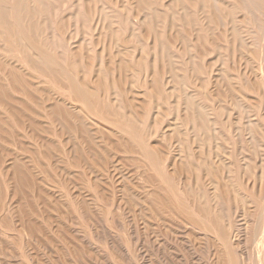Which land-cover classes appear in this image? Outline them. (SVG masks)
I'll use <instances>...</instances> for the list:
<instances>
[{
	"label": "rangeland",
	"instance_id": "374dc122",
	"mask_svg": "<svg viewBox=\"0 0 264 264\" xmlns=\"http://www.w3.org/2000/svg\"><path fill=\"white\" fill-rule=\"evenodd\" d=\"M6 1L7 4H10L13 0ZM78 1L79 0H43V2H41L42 4H36L32 3L33 0H29V6H31V9L34 8L32 9L34 12L33 21L38 24V31H40L41 40H47L46 42L50 44V48L57 60V65L62 68L70 66L69 62L72 52H75L76 50L77 52H80L83 56L82 62L84 69L83 73L82 70L77 71L74 76L80 80L85 79L88 86H92L95 82V78H97V76L94 77L96 72L95 69L100 68L101 66L108 67V64H112V59L108 58L110 57L108 54L109 52L111 53V58H113V60L115 59V65L120 62V60L119 62L116 61L121 55V49H123L124 53H126L125 56L122 52V56L132 62L130 65L140 62L137 66L138 73L136 78L131 77L130 80H132V82H129L128 80L125 84V91H123L124 89L122 90L124 94L120 93V86L116 87L111 85L112 80L119 79V72H117V70L112 71L109 66L108 68L111 70L110 72H112L110 75L109 70H107V81L110 87V92L108 95H105L104 92H100L98 96L102 100L107 98L113 104H117V106L120 104V108L118 107L119 110H122L125 106L126 102L124 99L134 100L135 97L137 98L134 100V103L136 105H140L141 110H143L142 112L137 111L140 112L137 113L139 133L144 135L143 140L145 139V145H148V147H151L155 151L157 161L155 160L156 162L153 163V165L148 164L137 153L133 155L128 153L124 154V152L115 149L114 140L111 141L106 134L107 131L111 132L112 128L98 122L93 119L92 116L81 111L79 112L75 110L76 112L81 113V115H84L82 116L84 126L76 121L68 123L69 125H65L63 121L58 119H53L50 123H47L42 116H40L41 118L35 120L34 124L37 125L35 126L32 124L30 117L37 114L36 109L30 107V109L22 111L21 106L16 102L20 101L22 104H25L29 101L23 98V93L18 88L5 85V89L8 92L5 99L8 100L11 98V100L9 102H2L0 97V101L3 105V109L0 110V264H220V262H218L219 253H216L217 251L219 252V250L217 249L216 252L214 250L216 249L217 244H215L214 239L210 240L213 236L211 237L209 233L199 231L198 228L196 229L186 226L184 217H181L182 215H179L181 219H178V216H176V219H173L170 214H168L169 212H166L167 209L162 211L157 208V197L165 198L164 195L159 196L161 193L164 194V183L158 174L159 172L162 177H169L173 185L175 184V189L179 190V192H181L180 189L184 188V186H182L183 184L187 187V184H185V182H187L189 183V187L191 186V189L200 193H202L201 190H203L209 199L212 198L210 195H213L212 192L217 186H219V192L223 193L224 190L221 187L225 184V189L227 188L229 192H231L230 202H228V197H225L224 194H222L220 200V211L225 224L229 223L231 226V245L237 254L239 264H245L247 261L249 262H247L248 264H264V247H262L264 244H262L260 249L261 251L259 250V253L257 254L256 250L252 246L253 243L251 242L252 238L250 236L253 228L251 226H254L255 224L259 227V229H261V225L264 222V212H262L264 211V192L262 191V194L260 193L262 181L264 179V103L263 105H260L257 95L251 92L247 95L242 91L246 96L243 95L242 92V94L237 93L236 99L237 101L238 99L240 100L239 103L237 101L234 103L231 95H228L229 92L227 82L223 80L221 76L222 73L220 72L233 68H235L239 74L243 71L242 64L239 65L238 62V59L242 58L241 56L243 53H235L233 51V48L231 47L232 44H230L228 37L229 25L217 28L218 30H216V28L212 29L209 22L207 23V20L202 19L198 15V9L191 5L188 9L191 18L188 25L185 27L183 21H179L178 19L179 15L181 16L182 11L179 10L178 12V9L175 8L170 12L171 9L165 5L167 3L169 4L171 0H146L150 6L149 13H151V15L148 13V18L144 17V13L136 16V7L131 5L132 2V4H135V0H93L91 5H93L92 8L94 7V15L92 11L89 18L85 15L84 10H81V13L84 14L82 15L86 18L85 20H88L86 23V21L83 20L84 18L82 15H80V10L77 9V6H79L77 4H80V1ZM114 2H116V4H114ZM120 2L123 3L120 4ZM97 14H101L99 23H96ZM247 15L250 17L251 21L244 27L239 22L241 21L242 15L236 13L234 15L236 20L235 26H238L236 28L239 30L241 42L243 41V44L249 43L248 45L252 46L255 51H258L257 53H259L261 48L262 50L264 49V42L256 40V30L258 29L255 26V20L257 21V19L253 15ZM126 17H129V20L131 19V22L133 21L132 23H135L133 25L134 27H132V25L131 27L133 29V33L135 32L134 35L137 34L136 38L137 36L139 38L138 41L133 35L131 43L127 45H125L119 38L125 31ZM141 17H144L143 20L140 19ZM236 17H238V19H236ZM150 18L153 22L156 21V32L160 35L159 42L161 41L163 46L165 45V49L168 50L167 52L171 56H176L172 58L176 61L175 63L183 75V80L179 85V90H175V94L179 93V91L183 94L189 93L188 95L192 96L194 101H196L200 112L204 115L207 123L209 124L211 142L209 144H204V146L199 145V150L202 153L198 151V145L192 143V139L195 138V136L191 132L190 126H183L179 123V118L184 113L180 111L179 114H176V110L167 109L166 103L158 100L155 95L149 94L148 92L151 85L149 79L151 68L145 67L143 62L141 63V60L143 61L141 58L143 57L144 60L150 62V64L148 62L147 63L151 65V67L154 66V62L152 63V60L154 59L157 61L159 59L158 51L146 50V47L149 44L151 45L153 40V35L148 32L151 31L149 28L150 22L148 21ZM66 21L68 24H66ZM142 21L147 26H145ZM191 21H193V25ZM171 22L180 24V26H177V32L179 33L180 31L181 34H183L180 36L185 38L184 40L187 42H184L183 48V45L181 46L179 43H175L174 45L172 44V46L171 43L167 44L165 42V38L169 39V36L167 35L176 34V31L174 32L168 30ZM106 23L107 25H105ZM205 23L208 24V28L207 25L205 26ZM158 25H161V28ZM106 26L108 27L106 28ZM144 26L148 27L149 30H147V28L145 29ZM192 26L195 27V29ZM113 27L115 31L112 29ZM186 28L189 29L190 32H188L191 34L185 31ZM108 29L119 34V37H116L117 41L110 39V42H107L109 41V36L106 34V31H109ZM193 29L195 34L198 31L196 38L194 37L195 35ZM210 29L212 30L211 34L215 37V40H213L214 38L210 35V31H208ZM98 30L104 32V34ZM156 32L155 35L158 37ZM188 34L191 36L189 37ZM198 36L203 38V42L205 43H200L202 39L200 40ZM242 36L244 38H242ZM193 39L197 40L195 41ZM244 39L247 41H244ZM216 41L220 42L219 44H221V46H218ZM213 42L216 45H214ZM109 43L110 45H107ZM116 44H118L119 50ZM212 44L217 46L219 49L217 50ZM187 45H191L189 46V51ZM204 45H206V47ZM128 47L133 52H131ZM107 48H109V51ZM206 48H208V50ZM231 48L232 50L230 51ZM126 49L127 51H125ZM182 49L186 52H183ZM198 51L200 54H204L200 55ZM201 51L204 52L202 53ZM114 54H116V57ZM184 54L185 57L183 58ZM86 55H88V57ZM261 58V64L264 69V57L261 56ZM181 59H183L182 61L184 63H181ZM86 60L88 61V64ZM109 60L111 61L108 63ZM98 61L100 63H98ZM159 62L160 61H157L155 65L157 67L156 69L161 71V68H159L161 67L159 66ZM182 64L185 67L181 66ZM191 64L195 67V70H198V78H195V74L190 72L192 71ZM197 65L201 69L198 68ZM21 66L24 70L26 69L29 74L36 77L35 79L38 80V82H41L40 80L42 78L43 82L41 84L51 88V84L47 81V79L39 77L36 73L28 70L24 65ZM220 66L221 68H219ZM210 67L211 69H209ZM203 69H205V71H203ZM218 70H220V72ZM82 74L85 76L83 79L81 78L83 77ZM96 74L98 75L99 71L96 72ZM249 75L251 76L252 74ZM261 75L263 77L264 72L261 73ZM111 77L113 78L111 79ZM253 78L254 77L252 75L251 80ZM92 79H94V82L91 81ZM189 79L193 82H191V80L189 81ZM199 79H203V82L201 81V83H199L197 81ZM166 81L168 80L164 75L159 76L158 84H160L167 91L170 89L168 88ZM220 82L221 85L219 84ZM129 83L131 84L129 85ZM243 84L245 85L244 81H240L238 83L235 82L234 86L238 89L239 87H243ZM40 86L43 87V85ZM182 87L184 89H182ZM192 88L196 90V92ZM218 88H221L222 92ZM54 89L55 88L52 87L50 90L51 92L53 91L52 94L61 96V92L58 89ZM113 90L114 93L116 92L115 95H113ZM132 90L134 93L130 94L132 93ZM136 91L138 94H135ZM218 91L220 92V95L216 96L217 93L219 94ZM204 92L206 93L204 94ZM141 94L142 96H140ZM223 94H225L226 97H222ZM124 95L127 97L125 98ZM217 97H219L220 100H218ZM253 97L254 99L252 100ZM141 98H143V102L140 101ZM222 98H226L227 100H222ZM147 99L150 100L147 101ZM174 99L176 100L174 101ZM208 100H211V102ZM255 100L259 102V105L257 104L256 106ZM168 101L176 102L177 98L174 96ZM218 101L222 102L223 105L219 106L220 103ZM229 101L230 103H228ZM145 102L146 106L149 105L148 108H144ZM172 102H169L168 104L173 106L174 102ZM232 103L237 106L232 105ZM161 106H163L166 110L164 109L165 111H163ZM201 106L204 107V109L201 108ZM220 107L222 108L220 109ZM11 109H14L15 112L19 114V122L17 121L16 116L11 118V116L8 115ZM222 111L223 113H221ZM237 113L239 114L238 116ZM246 113L250 116L249 118ZM226 114L229 118L226 117ZM157 115L160 117V120ZM206 115L212 120L209 121ZM237 117L239 119H237ZM226 119L230 121L228 122ZM251 120H253L254 125L251 123ZM173 124L174 126H172ZM213 124H215V129L213 128ZM166 125H168V127L169 125L172 126L174 130L181 128V133L184 132L185 137H187L188 150L186 149V152L190 151L191 154L196 156L195 161L190 159L188 155L186 157L189 171H191V178H188L190 177L187 175L189 173H186L189 172L188 170L182 171V173L181 170L178 169L180 168V162L182 163L184 160L177 157L178 150L181 149V146H179L180 143H177L178 141L176 142L178 139H174L175 141L167 140L170 137L168 132H170L171 135L174 132H172L171 127V129H169ZM257 125H260L263 129H260ZM96 128H98L97 131H95ZM254 128L258 129L261 134H258V130ZM163 129L164 131H162ZM149 130L150 132H148ZM250 131L252 133H250ZM111 133L118 134V132L115 133L114 130ZM159 134L160 137H163L161 139H164L163 141H165L166 144L163 143V141L159 143L161 140L160 137H158ZM166 134L169 137L166 138ZM251 134L252 136H250ZM116 136H119V134ZM4 137H12L13 139L10 138L11 140H9V138H6L4 140ZM14 137L16 138L14 139ZM167 143H170V147L169 145L167 146L168 150L165 148ZM162 144L164 145L162 146ZM220 144L222 145L220 146L221 148L219 147ZM206 145L208 146L206 147ZM215 145H217L216 148H214ZM178 146L180 148H178ZM156 148L160 151L161 156ZM206 148L210 150L208 153ZM214 149H216V154L218 152L219 155H215ZM162 151L165 152L162 153ZM201 154H203L202 156H204V160H202L203 158L199 159L197 157L198 155L201 156ZM134 156L138 159L136 162H134L136 160L133 158ZM162 156H165L163 160H161L163 158ZM215 156L218 157L216 158ZM213 158H215V161L217 162H215ZM14 159L18 160L14 162ZM131 159H133V161ZM141 159L145 162V164L141 161ZM209 159L211 162H208ZM189 160L192 163L195 162V164L193 163V166H201L200 174L193 170L195 167L190 164ZM218 160L222 162L219 163ZM163 161H165V163ZM203 161L205 165L202 164ZM14 163H16V165H14ZM17 163L19 166L21 165L23 169L21 174H18L15 171V166H18ZM146 164L149 165V168H147L148 165L146 166ZM220 164H222L221 167L223 166L224 171H222V168L220 169ZM211 165L216 168L218 177H220L217 179L218 185L216 187H214L216 184L213 185L210 178L207 179L208 172L215 171V168ZM157 166L159 168H157ZM203 166H206L205 168L207 170L204 169ZM152 167L154 168L152 169ZM149 169H151V171ZM179 171L182 174H180ZM260 172L262 175H260ZM205 173L207 175H204ZM194 174H196L195 176H198L195 178ZM151 175L155 177L152 178ZM259 175L261 176L260 180ZM194 178L197 181L194 180ZM159 179L161 180L159 181ZM183 179H186L187 181L185 180L184 182ZM227 179L230 180L228 181ZM194 182L197 184H194ZM221 183L223 184L221 185ZM157 186H161L162 189L160 188L161 190L159 189L158 191ZM197 186H199L201 190ZM154 189L157 191V194H159H156L157 197L155 196ZM209 189L211 191H209ZM257 191H259V193ZM258 196L259 199L257 198ZM152 197L154 201L152 200ZM240 199H243V203L241 201L240 203H237V200L239 201ZM241 203L244 205H241ZM247 205L249 206L248 208ZM243 216H245L251 226L248 230H245L246 233L244 230L239 233L238 230L235 229L239 224V222L236 221H240ZM182 221H184V223ZM244 235L248 238H244ZM240 240L245 241L246 243L242 241V243H239ZM245 244L246 246L244 247ZM244 248H247L248 250H245ZM246 255L249 256L247 257ZM258 255L260 257H257ZM241 259L243 262H241Z\"/></svg>",
	"mask_w": 264,
	"mask_h": 264
},
{
	"label": "bare ground",
	"instance_id": "6f19581e",
	"mask_svg": "<svg viewBox=\"0 0 264 264\" xmlns=\"http://www.w3.org/2000/svg\"><path fill=\"white\" fill-rule=\"evenodd\" d=\"M80 1V4L78 3L77 5V9L80 10V15H82L83 13H81V10H84L85 12V15L87 17L90 18V14L92 13V11L94 10L92 8L93 5H91V3H93V0H79ZM78 1V2H79ZM116 1V0H115ZM122 1V0H121ZM133 1V0H132ZM161 1V0H159ZM170 1V0H169ZM41 2H43V0H33L32 3H36V4H42ZM29 0H13L10 4H7V1L6 0H0V97L2 99V102H9L11 100V98H9L8 100H6V96L8 94V92L6 91L5 89V85H9V86H12V87H16L18 88L22 93H23V98H25L26 100H28L29 102L28 103H25V104H22L20 101H17L16 103H18L20 106H21V109L22 111L24 110H28L30 109V107H33L36 109V112L37 114L30 117V120H32V124H34L35 120H37L38 118H41L40 116H42V118L45 120V122L47 123H50L53 119H58L60 121H63L64 124H68L70 122H78V123H81L83 125V117L84 115H81V113H78L76 111H81L85 114H88L90 116L93 117V119L97 120L98 122L112 128V131L114 130L115 133L118 132L119 136H116L118 134H114V133H110L107 131L106 134L108 136V138L111 139V141L114 140V147L115 149L121 151V152H124L125 153H128L130 155H133L135 153H137L144 161H146L148 164H152L155 163L157 161L156 159V153L155 151L151 148V147H148V145H145V142L143 140V136L144 135H141L139 133V129H138V116H137V113H140V112H137V111H143L141 110V106L140 105H136L134 103V100H136L137 98L135 97L134 100H128V99H124L125 100V106L122 108V110H119L118 107L120 106V104L117 106V104H113L110 100H108L107 98L105 99H100L98 94L100 92H104L105 95H108L109 92H110V87L108 85V71L109 68H111V70H117V72H119V79H115V80H112L111 82V85H114L116 87L120 86V93L124 94L123 91H125V84L126 82L129 80V82H132V80H130V78H136V75L138 73V70H137V66L140 64V62H138L137 64H133V65H130L132 62L130 60H128L127 58L125 59V57L122 56V54L124 53V50L121 49V55L119 56L118 60L116 62H120L115 65L114 64V61L115 59L113 60V58H111L112 56L110 55L111 53L109 51V48L107 53L109 54L110 59H112V64H108V67L106 66H101L100 68H97L95 69L96 72L99 71V74L97 75L96 72L94 74V77L97 76V78H95V82H94V79H92L91 81H93V85L92 86H88L87 84V81L85 79H83L85 76H82L81 77L83 80H80L78 79L76 76H74L76 74L77 71H81L82 70V73H83V69H84V65H83V56L81 55L80 52H77V50L75 52H72L71 53V59H70V66L67 67V68H62L60 66L57 65V60L54 56V53L52 51V49L50 48V44L48 42H46L47 40L43 41L41 40V37H40V31H38V24H36L34 21H33V18H34V12L32 9H31V6H29ZM104 3V1H103ZM123 3V2H120V4ZM133 3V2H132ZM131 5H134L136 8V16L138 15H141L142 13L145 14V18H148V15L151 13H149V4L147 3L146 0H135L134 3L136 4H132ZM167 3V2H165ZM114 4H116V2H114ZM105 5V4H104ZM170 10V12L173 10V9H178V12L179 10L182 11L181 13V16L179 15V21H183L184 23V26L186 27L190 21V13H189V8L190 6H195L197 9H198V15L204 19V20H207V23L209 22V25L212 27V29H215L218 30L217 28H222V26H225V25H229V41H230V44L231 47L233 48V51L236 53V52H240L241 54L243 53V55L241 56L242 60L241 59H238L239 61V65L242 64V67H243V71L239 74V72H237V70L235 68L233 69H228V70H225L223 72H220V70H218L220 73H222V78L223 80H225L227 82V85H228V94L229 96L231 95L232 99L234 100L233 102L235 103V101H237V93H241L242 91L245 92L247 95L248 93H254L257 95V97L259 98V102H260V105H263L264 103V76L262 77L261 73L264 72V69H263V66L261 64V61H262V57H264V49L260 50L259 53H257L258 51H255V49L248 45H245L241 42V37L240 34H239V30L236 28L238 26H235L236 24V20L234 18V15L236 13H239L240 15H242L241 17V21L240 24L242 26L245 27L246 24H248L251 19L250 17H248L247 14L249 15H253L254 17H256L257 21L255 20V26L257 27L258 30H256V40L257 41H261V42H264V19H263V16H264V3H263V0H171L169 2V4H165ZM154 10V9H152ZM159 10V9H157ZM100 11V10H99ZM130 11V10H129ZM132 11V10H131ZM114 12V11H113ZM115 12L117 13V11L115 10ZM160 12V11H159ZM195 12V11H194ZM193 12V13H194ZM79 13V12H78ZM100 13V12H98ZM149 13V14H148ZM102 14V13H101ZM101 14H97V21L96 23H99L100 21V15ZM167 14V13H166ZM36 15V14H35ZM78 15V14H77ZM76 15V16H77ZM84 15V14H83ZM82 15V17L84 18L83 20L86 21L85 17ZM93 15H94V11H93ZM135 15V14H134ZM79 16V15H78ZM198 16V17H199ZM123 17V16H122ZM131 17V16H130ZM144 17H141L140 19L143 20ZM153 17V16H152ZM239 17V16H238ZM238 17H236V19H238ZM77 18V17H76ZM155 18V17H154ZM240 18V17H239ZM103 19V18H102ZM101 19V20H102ZM163 19V18H162ZM171 19H172V16H171ZM202 19H199V20H202ZM253 19V18H252ZM67 20V19H65ZM82 20V21H83ZM135 20V18H134ZM156 20V19H155ZM203 20V21H204ZM88 21V20H87ZM86 21V23H87ZM111 21V20H109ZM130 21V23H129ZM150 23H149V28L151 29V31H148L151 35H153V40L151 42V45L149 44L147 47H146V50H153V51H158L159 52V59L157 57V61H160L159 62V68H161V71H158L156 68V62L153 58L152 60V63L154 62V66L152 64L153 67H151L150 62H148L147 60H144V58L142 57L141 59H143V61L141 60V63L143 62V65L147 68H151V74H150V89H149V94H153L155 95V97H157L158 100L160 101H163V103H166V108L167 109H174L176 110V114L180 111H182L184 114L182 116H180V122L181 125H187V126H190V130L191 132L193 133V135L195 136V138L192 139V143L194 144H197L195 146H197V149L199 152H201L199 149V145L200 146H204V144H209L211 142V135L209 134V124L207 123V120L206 118L204 117V115L200 112V109L196 103V101H194L193 97L188 95V94H183V93H177L175 94V90H179V85L180 83L182 82L183 80V75L180 71V69L178 68V66L176 65V61L173 60L172 57L174 56H171L165 49V45L163 46V43H161V41L159 42V39H160V35H158V33L156 32L157 30V24L155 23L156 21H152L151 18L148 20ZM164 21V20H163ZM171 21V20H170ZM169 21V22H170ZM202 21V22H203ZM114 22V21H113ZM133 22V21H132ZM131 22V19L129 20V17H126V20H125V31L123 32L122 36L119 37V34L117 32H114V27L112 28L114 31L108 29L109 31H106L107 35L110 37H108L109 41L107 42H110V39L111 40H116V37H119L125 45L131 43L132 41V38H133V35L135 34V32L133 33V29L132 27H134L133 25L135 23H132ZM132 23V24H131ZM142 23L144 24V22L142 21ZM186 23V24H185ZM192 25L194 24L193 21H191ZM205 23V26L207 25V28L209 27L208 24ZM254 23V22H253ZM66 24H68V22L66 21ZM156 24V25H155ZM96 25V24H95ZM107 25V23L105 24ZM111 25V24H110ZM132 25V27H131ZM145 25V24H144ZM182 25V24H181ZM88 26V24H87ZM120 26V25H119ZM137 26V25H135ZM147 26V25H145ZM144 26V27H145ZM159 26V25H158ZM161 26V25H160ZM159 26V27H160ZM177 26H180V24H176L174 22H171V24L169 25V28L168 30L170 31H176V34H170V35H167L169 36L167 38H165V42L167 44L171 43V45L173 44H181L182 48L184 47V42H186V40H184L185 38H182L180 35H183L181 34V32L179 31V33L177 32L178 28ZM101 27V25H100ZM108 26H106L107 28ZM193 27V26H192ZM210 27V28H211ZM255 27V28H256ZM118 28V27H116ZM148 27H145V29ZM161 28V27H160ZM195 29V27H193ZM247 28V27H246ZM101 29V28H100ZM137 29V28H136ZM193 29V32H194V37L196 38V35L198 34V31L197 33L195 34V31ZM251 29V28H250ZM124 30V29H123ZM139 30V29H137ZM180 30V29H179ZM200 30V29H199ZM224 30V28H223ZM99 32H101L100 30H98ZM146 31V30H145ZM182 31V30H181ZM187 33H189V29L186 28L185 30ZM189 31V32H188ZM210 31V35L212 36V30H208ZM155 32L157 33L158 37H156L155 35ZM160 32V30H159ZM225 32V30H224ZM253 32V31H252ZM76 33V32H75ZM104 34V32H101ZM146 33V32H145ZM168 33V31H167ZM223 33V32H222ZM246 33V32H245ZM148 34V33H147ZM191 34V33H189ZM188 34V36H189ZM224 34V33H223ZM91 35V34H90ZM99 35V34H98ZM137 35V34H136ZM136 35H134V37L136 38ZM216 35V34H215ZM251 35V34H249ZM96 36V35H95ZM148 36V35H147ZM191 36V35H190ZM189 36V37H190ZM219 36V35H217ZM252 36V35H251ZM70 37V36H69ZM162 37V36H161ZM199 37V36H198ZM213 37V36H212ZM211 37V38H212ZM225 37V36H224ZM97 38V37H96ZM103 38V37H101ZM118 38V39H119ZM215 40V37H213ZM220 38V37H219ZM242 38H244L242 36ZM70 39V38H69ZM138 41H139V38L137 36L136 38ZM199 39L201 40L200 43H205L203 42V38H200ZM207 39V37H206ZM248 39V38H247ZM90 40V39H89ZM103 40V39H102ZM101 40V41H102ZM149 40V39H147ZM195 40V39H193ZM197 40V39H196ZM195 40V41H196ZM219 40V39H218ZM224 40V39H222ZM141 41V40H140ZM194 41V42H195ZM225 41V40H224ZM244 41H247L244 39ZM95 42V41H94ZM114 42V41H113ZM217 42V41H216ZM58 43V42H57ZM98 43V42H97ZM187 43V42H186ZM197 43V42H196ZM220 42H217V45L221 46V44H219ZM147 44V43H146ZM178 44V45H179ZM198 44V43H197ZM196 44V45H197ZM214 45H216L214 42H213ZM212 44V45H213ZM252 44V43H251ZM258 44V43H257ZM80 45V44H79ZM107 45H110L107 44ZM118 46V44H116ZM143 45V44H142ZM172 45V46H173ZM213 45V46H214ZM245 45V47L243 48V46ZM141 46V45H140ZM144 46V45H143ZM191 46V45H189ZM189 46L187 45L188 47V51H189ZM199 46V45H197ZM206 47V45H204ZM208 46V45H207ZM223 46V45H222ZM248 46V47H247ZM79 47V46H78ZM110 47V46H108ZM200 47V46H199ZM198 47V49H199ZM216 47V49L218 50L219 48H217V46H214ZM261 47V46H260ZM86 48V47H85ZM113 48H114V44H113ZM129 48V47H128ZM127 48V49H128ZM142 48V46H141ZM204 48V47H203ZM209 48V47H208ZM208 48H206L208 50ZM224 48V47H223ZM232 48L230 49V51L232 50ZM117 49V48H116ZM127 49L125 51H127ZM130 49V48H129ZM211 49V48H210ZM118 50H119V46H118ZM131 50V49H130ZM166 50V51H165ZM201 50V49H200ZM199 50V51H200ZM65 51V50H64ZM183 52H186L185 50L182 49ZM198 51V53L200 54V52ZM101 52V51H100ZM119 52V51H117ZM115 52V53H117ZM123 52V53H122ZM131 52H133L131 50ZM130 52V53H131ZM141 52V51H140ZM182 52V53H183ZM202 52V51H201ZM204 52V51H203ZM202 52V53H203ZM88 53V52H87ZM151 53V52H150ZM120 54V53H118ZM204 54V53H203ZM203 54H200V55H203ZM232 54V53H231ZM100 55V54H99ZM123 55L126 56V53H124ZM150 55V54H149ZM158 55V53H157ZM191 55V54H190ZM88 57V55H86ZM108 56V55H107ZM106 56V58H107ZM114 56L116 57V54H114ZM192 56V55H191ZM190 56V58H191ZM233 56V55H231ZM57 57V56H56ZM85 57V58H87ZM99 57V56H98ZM132 57V55H131ZM130 57V58H131ZM150 57V56H149ZM176 57V56H175ZM185 57V54L183 56V58ZM217 57V55H216ZM220 57V56H219ZM225 57V56H224ZM228 57V56H226ZM107 58V59H108ZM215 58V57H214ZM233 58V57H232ZM92 59V58H91ZM264 59V58H263ZM183 59H181V63L183 62L182 61ZM186 60V59H185ZM87 61V60H86ZM100 61V59H99ZM98 61V63H100ZM111 60L108 61V63L110 62ZM192 61V59H191ZM149 64H148V63ZM178 62V61H177ZM212 62V60H211ZM216 62V60H215ZM233 62V61H231ZM80 63V64H79ZM179 63V62H178ZM184 63V62H183ZM187 63H188V60H187ZM192 63V62H190ZM208 63V62H207ZM87 64H88V61H87ZM90 64V62H89ZM105 64V63H104ZM212 64V63H211ZM222 64V63H221ZM220 64V65H221ZM21 65H24L28 70L32 71L33 73H36L39 77H43L45 79H47V81L51 84V88H49V86H46L44 84H41L43 81H42V78H41V82H38V80H36L34 76H32L31 74H29L26 69L24 70L22 68ZM100 65V64H99ZM98 65V67H99ZM200 65V64H198ZM197 65V66H198ZM181 66H184L183 64ZM210 66V64H209ZM231 66V65H230ZM185 67V66H184ZM191 67H192V73L195 74V78H198V70L196 69L195 70V67H193V65L191 64ZM232 67V66H231ZM89 68V66H88ZM198 68H200L198 66ZM221 68V66L219 67ZM188 69V68H187ZM201 69V68H200ZM211 69V67L209 68ZM111 70H109V73L110 75L112 74V72H110ZM184 70V69H183ZM217 70V69H216ZM215 70V71H216ZM224 70V68H223ZM203 71H205V69H203ZM217 71V72H218ZM222 71V70H221ZM238 71H239V68H238ZM114 73V72H113ZM200 73V72H199ZM214 73V72H213ZM216 73V72H215ZM126 74V75H125ZM190 74V73H189ZM249 74H252L253 75V79L251 80V76ZM161 75H164L168 81H166L167 83V86L170 90H165L160 84H158V78L159 76ZM203 75V74H202ZM217 75V73H216ZM192 76V75H191ZM190 76V78H191ZM204 76V75H203ZM215 76V75H214ZM219 76V75H218ZM205 77V76H204ZM203 77V78H204ZM207 77V76H206ZM216 77V76H215ZM261 77V78H259ZM113 77H111L112 79ZM117 78V77H116ZM140 78V77H139ZM144 78V76H143ZM218 78V77H217ZM110 79V80H111ZM164 79V78H163ZM162 79V80H163ZM144 80V79H143ZM191 79H189L190 81ZM213 80V79H211ZM220 80V79H219ZM199 83H201V81L203 82V79L202 80H197ZM224 81V82H225ZM240 81H244L245 85L243 84V87H239L238 89L234 86V83L235 82H240ZM144 82V81H143ZM191 82H193L191 80ZM190 82V83H191ZM40 83V84H39ZM184 83V81H183ZM214 83V82H213ZM217 83V82H216ZM223 83V82H222ZM131 83H129L130 85ZM165 84V85H166ZM193 84V83H191ZM221 85V82L219 83ZM226 84V83H225ZM224 84V85H225ZM40 85H43L40 86ZM48 85V84H47ZM163 85V84H162ZM194 85V84H193ZM216 85V84H215ZM218 85V86H220ZM226 85V86H227ZM195 86V85H194ZM238 86V85H237ZM52 87H54L55 89H58L61 93V96L60 95H55V94H52L53 91L51 92L50 90L52 89ZM187 87V86H186ZM200 87V86H199ZM204 87V86H203ZM214 87V85H213ZM217 87V85H216ZM166 88V89H168ZM188 88V87H187ZM49 89V90H48ZM54 89V90H55ZM124 89V90H123ZM182 89H184L182 87ZM193 89V88H192ZM206 89V88H205ZM220 89L221 91V88H218ZM118 90V89H117ZM123 90V91H122ZM194 90V89H193ZM200 90V89H199ZM204 90V88H203ZM212 90V89H211ZM49 91V93H48ZM144 91V90H143ZM196 92V90H194ZM198 91V90H197ZM210 91V89H209ZM213 91V90H212ZM226 91V90H225ZM183 92V91H182ZM191 92V91H189ZM200 92V91H199ZM211 92V91H210ZM209 92V93H210ZM219 92V91H218ZM222 92V91H221ZM227 92V91H226ZM242 92V93H243ZM51 93V94H50ZM116 93V92H115ZM114 93V90H113V95H115ZM119 93V94H120ZM134 91L132 90V93L130 94H133ZM141 93V92H140ZM139 93V94H140ZM206 92H204L205 94ZM217 93V92H216ZM224 93V91H223ZM241 93V94H242ZM129 94V93H128ZM135 94H138V92L136 91ZM143 94V93H142ZM142 94L140 96H142ZM191 94V93H190ZM197 94V93H196ZM103 95V94H102ZM121 95V94H120ZM144 95V94H143ZM201 95V94H199ZM220 95V92L219 94L217 93L216 96H219ZM243 95H245L243 93ZM125 98L127 97L126 95H124ZM133 96H136V95H133ZM145 96V95H144ZM176 96L177 98V101L174 102L176 99H174V105H169L168 103L169 102H172V101H168L169 99H171L172 97ZM214 96V95H213ZM226 97L225 94L222 95V97ZM228 96V97H229ZM246 96V95H245ZM244 96V97H245ZM209 97V96H208ZM103 98V97H102ZM146 98V97H145ZM200 98V97H199ZM218 100H220L219 97H217ZM240 98V97H239ZM143 98H141V102H143L142 100ZM202 99V98H201ZM200 99V100H201ZM209 99V98H208ZM227 100L226 98H222V100ZM241 99V98H240ZM254 99V97L252 98V100ZM113 100V99H112ZM150 100V99H147V101ZM212 100V99H211ZM211 100H208L211 102ZM118 101V100H117ZM138 101V100H137ZM136 101V102H137ZM145 101V100H144ZM152 101V100H151ZM157 101V100H156ZM215 101V100H214ZM239 99H238V103H239ZM256 101V100H255ZM139 102V103H141ZM172 102V103H173ZM220 103L219 106L223 105L222 102L218 101ZM232 102V101H231ZM256 101V106L257 104L259 103ZM118 103V102H117ZM213 103V102H212ZM225 103V102H224ZM230 103V101L228 102ZM232 103V105H236ZM142 104V103H141ZM201 104V103H200ZM246 104V103H245ZM10 105V103H9ZM136 105V106H135ZM259 105V104H258ZM149 106V105H148ZM148 106H146V102H145V107L144 108H148ZM157 106H158V103H157ZM156 106V108H157ZM204 106V105H203ZM231 106V105H230ZM229 106V107H230ZM237 106V105H236ZM241 106V105H240ZM255 106V105H254ZM255 106V107H256ZM247 107V106H246ZM120 108V107H119ZM163 108V106H161V109ZM201 108L204 109V107L201 106ZM215 108V106H214ZM222 107H220L221 109ZM244 108V107H243ZM249 108V107H247ZM3 109V105L0 101V110ZM165 108H163L162 110H164ZM206 109V108H205ZM229 109V108H228ZM227 109V110H228ZM245 109V108H244ZM76 110V111H75ZM153 110V109H152ZM246 110V109H245ZM229 111V110H228ZM250 111V110H249ZM214 112V111H213ZM146 113V112H145ZM157 113V112H156ZM165 113V112H164ZM174 113V112H173ZM206 113V111H205ZM223 113V111L221 112ZM243 113V112H242ZM144 114V113H142ZM141 114V116H142ZM161 114V113H160ZM229 114V113H227ZM226 114V117L229 118ZM8 115L11 116V118L15 117L16 116V119L17 121L20 120L19 118V114H17L15 112L14 109H11V111L8 113ZM145 115V114H144ZM162 115V114H161ZM181 115V114H180ZM208 115V114H207ZM206 115V116H207ZM239 114L237 113V116ZM247 115V113H246ZM9 116V117H10ZM87 116V115H86ZM154 116V115H153ZM255 116V115H253ZM261 116V115H260ZM158 117V115H157ZM246 117V116H245ZM244 117V118H245ZM247 117L249 118L250 116L247 115ZM10 118V120H11ZM154 118V117H153ZM159 120H160V117H158ZM176 118V117H175ZM208 120H212V119H209V117L207 116ZM231 118V117H230ZM241 118V117H240ZM243 118V119H244ZM247 118V119H248ZM90 119V118H89ZM143 119V118H142ZM162 119V118H161ZM174 119V118H172ZM237 119H239L237 117ZM246 119V118H245ZM176 120V119H174ZM218 120V119H217ZM249 120V119H248ZM87 121V120H86ZM84 121V122H86ZM93 121V120H92ZM173 121V120H172ZM179 121V120H178ZM226 121H228L226 119ZM230 121V120H229ZM228 121V122H229ZM252 124L254 125L253 123V120H251ZM19 122V121H18ZM31 122V121H29ZM66 122V123H65ZM153 122H154V119H153ZM169 122V121H168ZM167 122V123H168ZM215 122V121H213ZM212 122V123H213ZM219 122V121H218ZM238 122V121H236ZM250 122V121H249ZM248 122V123H249ZM256 122V121H255ZM88 123V122H87ZM161 123V121H160ZM245 123V122H244ZM257 123V122H256ZM23 124V122H22ZM85 124V123H84ZM89 124H90V121H89ZM92 124V123H91ZM154 124V123H153ZM170 124V123H168ZM177 124V123H176ZM235 124V123H234ZM251 124V125H252ZM35 126H37L36 124H34ZM69 125V124H68ZM86 125V124H85ZM98 125V124H97ZM171 125V124H170ZM168 127V125H166L169 129L172 130V135L170 132H168V136L166 134V138L169 137V141L171 140H176L177 143H180L179 146H181V151L178 150V154H177V157H180L182 159H184L182 161V163L180 162L179 166L182 171H189V168H188V165H187V155L190 159H192L193 161H195V155L194 154H191L190 151L186 152V149L188 147L187 145V137H185V134L184 132L181 133L180 129H175L172 127L174 126V124L172 126ZM178 125V124H177ZM180 125V124H179ZM214 125L213 124V128H214ZM224 125V124H223ZM252 125V126H253ZM84 126V125H83ZM87 126V125H86ZM93 126V125H92ZM100 126V125H99ZM258 126V125H257ZM166 127V129H167ZM171 127V128H170ZM177 127V126H175ZM220 127V126H219ZM231 127V126H230ZM239 127V126H238ZM248 127V126H247ZM258 127H260V129H263L261 128V126L259 125ZM154 128V127H153ZM187 128V127H186ZM221 128V127H220ZM237 128V127H236ZM241 128V127H240ZM243 128V127H242ZM249 128V127H248ZM247 128V129H248ZM89 129V127H88ZM101 129V128H100ZM104 129V128H103ZM146 129V128H145ZM151 129V128H150ZM165 129V128H164ZM164 129L162 131H164ZM165 129V130H166ZM168 129V130H169ZM184 129V128H183ZM215 129V128H214ZM223 129V128H221ZM229 129V128H228ZM256 129V128H254ZM91 130V129H90ZM98 128H96L95 131H97ZM187 130V129H186ZM218 130V129H217ZM238 130V129H237ZM243 130V129H242ZM245 130V129H244ZM258 130V129H256ZM104 131V130H103ZM106 131V130H105ZM154 131V129H153ZM214 131V130H213ZM219 131V130H218ZM236 131V130H235ZM150 132V130L148 131ZM167 132V131H166ZM165 132V133H166ZM240 132V131H238ZM257 132V131H256ZM264 132V131H263ZM162 133V132H161ZM188 133V132H187ZM191 133V134H192ZM213 133V132H212ZM250 133H252L250 131ZM258 134H261L258 130L257 132ZM154 134V133H153ZM152 134V135H153ZM164 134V133H162ZM214 134V133H213ZM190 135V134H189ZM192 135V136H193ZM215 135V134H214ZM222 135V134H221ZM182 136V137H181ZM241 136V135H240ZM252 136V134L250 135ZM254 136V135H253ZM13 137V136H12ZM12 137H4V140L6 138H9V140L13 139ZM104 137V136H103ZM160 137V134L159 136ZM157 137V138H158ZM215 137V136H214ZM11 138V139H10ZM16 137H14L15 139ZM102 138V136H101ZM163 138V137H160V139ZM224 138V137H223ZM258 138V136H257ZM215 139V138H214ZM256 139V138H255ZM263 139V138H262ZM18 140V139H17ZM148 140V139H147ZM146 140V141H147ZM164 139H161L159 141L162 142ZM174 140V141H175ZM216 140V139H215ZM225 140V138H224ZM248 140H251V139H248ZM7 141V140H6ZM16 141V140H15ZM20 141V140H19ZM106 141V140H105ZM168 141V142H169ZM230 141V140H229ZM242 141V140H241ZM255 141V140H254ZM245 142V141H244ZM17 143V142H16ZM15 143V144H16ZM163 143H165V141H163ZM216 143V142H215ZM13 144V143H12ZM166 144V143H165ZM170 144V143H169ZM167 143V145H165L164 147L167 148V146L169 145ZM212 144V143H211ZM108 145V144H107ZM164 144H162L163 146ZM175 145V144H173ZM113 146V145H112ZM178 146V148H180ZM193 146V145H192ZM208 145H206L207 147ZM217 145H215L214 148H216ZM222 146L221 144L219 145V147ZM111 147V146H110ZM156 147V146H155ZM170 147V145H169ZM172 147V146H171ZM226 147V146H225ZM234 147V146H233ZM158 148V147H157ZM156 148V149H157ZM161 148V147H160ZM164 148V150L166 151V149ZM194 148V147H193ZM196 148V147H195ZM202 148V147H201ZM221 148V147H220ZM223 148V147H222ZM218 149V148H217ZM225 149V148H224ZM158 150V149H157ZM168 150V148H167ZM183 150V151H182ZM188 150V149H187ZM195 150V149H193ZM219 150V149H218ZM159 151V150H158ZM165 151H162V153H164ZM206 151L208 153V150L206 148ZM215 151V155H219L218 152L216 154V149H214ZM223 151V150H222ZM120 152V154H121ZM224 152V151H223ZM17 153V152H16ZM168 153V152H166ZM176 153V152H175ZM202 153V152H201ZM226 153V152H225ZM224 153V154H225ZM228 153V152H227ZM159 154L161 156V153L159 151ZM235 154V153H234ZM16 155V154H15ZM122 155V154H121ZM176 155V154H175ZM203 154L198 155L197 157L202 160H204V156H202ZM209 155V154H208ZM221 155V154H220ZM11 156V155H9ZM167 156V155H166ZM12 157V156H11ZM132 157V156H131ZM163 157V156H162ZM161 157V158H162ZM165 157V156H164ZM164 157L161 159L163 160ZM216 158L218 156H215ZM14 158V156H13ZM135 158V156L133 157ZM139 158V157H138ZM176 158V157H175ZM209 158V156H208ZM232 158V157H231ZM129 159V158H128ZM136 160L134 162H136L138 159L137 157L135 158ZM141 159V161H142ZM206 159V158H205ZM214 161L216 160L215 158H213ZM18 160V159H17ZM16 159H14V162L17 161ZM126 160H127V157H126ZM133 161V159H131ZM156 160V161H155ZM173 160V159H172ZM180 160V159H179ZM223 160V159H221ZM232 160V159H231ZM13 161V160H12ZM142 161V162H144ZM181 161V160H180ZM190 161V160H189ZM219 161V160H218ZM128 162V161H127ZM139 162H140V159H139ZM165 163V161H163ZM208 162H211L210 159ZM217 162V161H215ZM222 162V161H219V163ZM262 162V161H261ZM129 163V162H128ZM174 163V162H173ZM176 163V161H175ZM195 164V162H193ZM193 163L190 161V164H192L193 166ZM198 163V162H197ZM200 163V162H199ZM225 163V162H224ZM134 164V163H132ZM145 164V162H144ZM142 164V165H144ZM146 164V166L148 165ZM201 164V163H200ZM198 164V165H200ZM202 164H204V161L202 162ZM211 164V163H209ZM217 164V163H216ZM226 164V163H225ZM14 165H16V163H14ZM18 166H15V171L19 174H21V171L23 170L21 165L19 166V164L17 163ZM136 165V164H135ZM205 165V164H204ZM222 164H220V169L222 168V171H224L223 169V166L221 167ZM261 165V163H260ZM172 166V165H171ZM212 166V165H211ZM264 166V165H263ZM263 166H260V167H263ZM140 167V166H139ZM142 167V166H141ZM144 167V166H143ZM156 167V166H155ZM176 167V166H174ZM195 167V165L193 166ZM204 169H206L205 167L206 166H203ZM213 167V166H212ZM211 167V168H212ZM149 168V165L148 167ZM154 167H152L153 169ZM157 168H159L157 166ZM215 168V167H213ZM140 169V168H139ZM145 169V168H144ZM147 170V169H146ZM144 170V171H146ZM151 171V169H149ZM193 170L197 171L198 174L201 173V166H197L195 167ZM207 170V169H206ZM213 170V169H212ZM162 171V170H161ZM166 171V170H165ZM175 171V170H174ZM173 171V172H174ZM214 171V170H213ZM262 171V169H261ZM148 172V171H147ZM158 172V171H157ZM177 172V171H175ZM180 172V171H179ZM180 172V174H182ZM191 171L189 172H186V173H189L187 174L188 178H191ZM205 172V171H204ZM208 172V171H207ZM206 172V173H207ZM196 173V172H194ZM204 174V175H207V174ZM221 173V172H220ZM223 173V172H222ZM159 176L162 178L163 180V183H164V194L161 193L160 191V195L157 194V191L155 190V196L157 197V195L161 196V195H164L165 198L163 197H157V202L158 203V209L162 210V211H165L167 209L166 212H169L168 214H170V216L174 219H176V216H178V219H181V217H184V221L186 222V226H189V227H193V228H198L199 231H202L203 233H209V235H211L212 239L210 240H213L215 241V244L216 245V250L218 249L219 252L217 251L216 253L218 254L219 253V257H218V262H220V264H239V259L237 257V254L235 252V250L232 248V245H231V240L230 239V233H231V226L229 223L225 224L224 222V218L221 214V211H220V200H221V196L222 194H224V196L228 197V202H230V194L231 192H229V190L226 188L225 189V184L221 183V185L223 184V187H221L224 191L223 193L222 192H219V186L218 185V181L217 179L220 178L218 177V174H217V170L215 168V171L212 172H208V176H207V179L210 178V180L212 181L215 190H213L212 194L213 195H210L212 196V198H208L207 197V194L203 192V190H201V188L199 186V189L202 191V193L200 192H197L196 190H193L191 189V186L189 187V183L185 182L186 179H188L187 177H185L186 179L184 180L185 184H187V187L183 184L182 186H184L183 189H180L181 192H179V190H176L175 189V184L173 185L171 179L167 176H163L160 175L161 173L159 172L158 173ZM178 174V173H177ZM253 174V173H252ZM251 174V175H252ZM154 175V174H153ZM179 175V174H178ZM185 175V174H184ZM196 174H194L195 176ZM224 175V174H223ZM222 175V176H223ZM260 175H262V173L260 172ZM259 175V176H260ZM152 176V175H151ZM182 176V175H181ZM186 176V175H185ZM198 176V175H197ZM195 176V178L197 177ZM221 176V175H220ZM155 177V176H152V178ZM179 178V177H178ZM194 178V180H196ZM199 178V177H198ZM227 178V177H226ZM155 179V178H154ZM261 179V176L259 178V180ZM156 180V179H155ZM161 179H159L160 181ZM190 180V179H188ZM206 180V179H204ZM209 180V181H210ZM228 181L230 179H227ZM158 181V182H159ZM178 181V180H177ZM180 181V179H179ZM178 181V182H179ZM187 181V180H186ZM197 181V180H196ZM210 181V183H211ZM222 181V180H220ZM189 182V181H188ZM196 182H194L195 184ZM205 183V182H204ZM211 183V184H212ZM230 183V182H229ZM261 183V181H260ZM179 184V183H177ZM182 184V183H181ZM180 184V185H181ZM197 184V183H196ZM253 184V183H252ZM264 179L262 181V187H261V191L260 193L262 194V191L264 192ZM247 185V184H245ZM181 186V188H182ZM260 186V185H259ZM158 187V186H157ZM193 187V186H192ZM208 187V186H207ZM211 187V186H209ZM247 187V186H246ZM161 188L158 187V191L159 189ZM162 189V188H161ZM160 189V190H161ZM197 189V188H196ZM259 189V188H258ZM209 191H211L209 189ZM236 191V190H234ZM237 192V191H236ZM235 192V193H236ZM259 193V191H257ZM157 194V195H156ZM153 195V194H152ZM235 195V194H234ZM238 195V194H237ZM257 195V194H256ZM180 196V197H179ZM159 198H162V199H159ZM235 198V197H234ZM240 198V196H239ZM259 199V196L257 197ZM99 199V198H98ZM159 199V200H158ZM226 199V198H225ZM232 199V198H231ZM245 199V198H244ZM152 200L154 201L153 197H152ZM243 199H240L239 201L237 200V203L240 201L243 203L242 201ZM235 202V201H234ZM246 202V201H244ZM250 202V201H248ZM241 205H244L242 204ZM251 203V202H250ZM248 204V203H247ZM236 205V204H235ZM157 206V204H156ZM237 206V205H236ZM155 207V206H154ZM244 207V206H242ZM249 206L247 205V208ZM223 208V207H222ZM233 208V207H232ZM157 209V210H158ZM235 209L237 210V208L235 207ZM250 209H253V208H250ZM155 210V209H154ZM264 210V209H263ZM156 211V210H155ZM249 211V210H248ZM165 212V213H166ZM234 212V211H232ZM252 212V211H251ZM264 212V211H262ZM163 213V212H162ZM250 213V212H249ZM167 214V213H166ZM167 214V215H168ZM243 214V213H242ZM264 214V213H263ZM262 214V215H263ZM165 215V214H164ZM180 215V216H179ZM235 215V213H234ZM169 217V215H168ZM242 217V216H241ZM252 217V216H251ZM260 217V216H259ZM162 218V217H161ZM170 218V217H169ZM239 218V217H238ZM258 219V218H257ZM170 220V219H169ZM256 220V218H255ZM184 221H182L184 223ZM258 221V220H257ZM170 222V221H169ZM172 222V220H171ZM179 222V221H178ZM236 222H239V224L237 225V227L235 228L236 230H238V232L240 233V231L242 230H248L249 227L251 226V224L248 222V220L245 218V216H243V218L240 220V221H236ZM255 223V222H254ZM177 224V223H176ZM237 224V223H235ZM182 226V225H181ZM6 227V226H5ZM184 227V226H183ZM253 227L252 228V234L250 235L252 240L251 242L253 243V247L254 249L256 250L257 254L259 253V250L261 249V246L262 244H264V222L263 224L261 225V229H259V227L257 225L254 224V226H251ZM188 229V228H187ZM195 229V230H196ZM192 230V229H191ZM235 230V231H236ZM237 232V231H236ZM243 232V231H242ZM235 233V232H234ZM233 233V234H234ZM246 233V231H245ZM244 233V234H245ZM3 234V233H2ZM205 235V234H204ZM207 235V234H206ZM246 235V234H245ZM244 235V238L246 237ZM1 236V235H0ZM3 236V235H2ZM234 236V235H233ZM236 236V235H235ZM239 236V235H238ZM237 236V237H238ZM7 238V237H6ZM10 238V237H9ZM210 238V237H209ZM234 238V237H233ZM236 238V237H235ZM241 238V237H240ZM238 238V239H240ZM248 238V237H246ZM12 239V238H11ZM15 239V238H14ZM245 240V239H243ZM247 240V239H246ZM240 240L239 243H242V242H245V241H242ZM18 242V241H17ZM246 243V242H245ZM246 246V244L244 245V247ZM238 247V246H237ZM236 247V249H237ZM264 247V246H262ZM240 248V247H239ZM245 250L247 248H244ZM248 250V249H247ZM252 250V248H251ZM261 251V250H260ZM238 252V251H237ZM247 253V252H246ZM241 254V253H240ZM244 254V253H243ZM261 254V252H260ZM259 254V255H260ZM242 255V254H241ZM240 255V257H241ZM257 256V257H260V256ZM247 257L249 255H246ZM243 258V257H242ZM245 259V258H244ZM258 259V258H257ZM260 259V258H259ZM248 260V258H247ZM246 260V261H247ZM263 260V259H262ZM244 261V262H246ZM241 262H243V260L241 259ZM248 262V261H247ZM246 262V263H247ZM245 263V264H246ZM249 263V262H248ZM247 263V264H248ZM256 263V262H255ZM219 264V263H218ZM243 264V263H242ZM257 264V263H256Z\"/></svg>",
	"mask_w": 264,
	"mask_h": 264
}]
</instances>
